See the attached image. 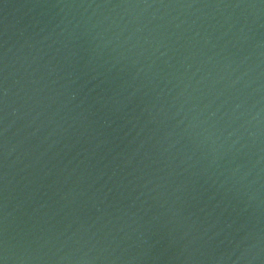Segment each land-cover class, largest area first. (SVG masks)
<instances>
[{"label": "water", "instance_id": "obj_1", "mask_svg": "<svg viewBox=\"0 0 264 264\" xmlns=\"http://www.w3.org/2000/svg\"><path fill=\"white\" fill-rule=\"evenodd\" d=\"M0 264H264V0H0Z\"/></svg>", "mask_w": 264, "mask_h": 264}]
</instances>
